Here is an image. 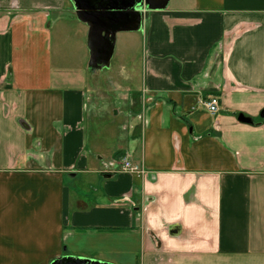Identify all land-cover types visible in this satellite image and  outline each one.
Returning a JSON list of instances; mask_svg holds the SVG:
<instances>
[{
	"label": "crops",
	"instance_id": "crops-1",
	"mask_svg": "<svg viewBox=\"0 0 264 264\" xmlns=\"http://www.w3.org/2000/svg\"><path fill=\"white\" fill-rule=\"evenodd\" d=\"M169 1L115 35L107 145L71 2L0 0V264H264V0Z\"/></svg>",
	"mask_w": 264,
	"mask_h": 264
},
{
	"label": "water",
	"instance_id": "water-1",
	"mask_svg": "<svg viewBox=\"0 0 264 264\" xmlns=\"http://www.w3.org/2000/svg\"><path fill=\"white\" fill-rule=\"evenodd\" d=\"M77 19L88 26L87 48L89 67L107 68L113 54L115 35L121 31L140 30L148 13L161 10L168 0H69ZM264 118V110L261 112ZM238 120L251 123V119L241 115ZM175 233V231H173ZM51 264H107L84 258L63 256Z\"/></svg>",
	"mask_w": 264,
	"mask_h": 264
},
{
	"label": "rangeland",
	"instance_id": "rangeland-1",
	"mask_svg": "<svg viewBox=\"0 0 264 264\" xmlns=\"http://www.w3.org/2000/svg\"><path fill=\"white\" fill-rule=\"evenodd\" d=\"M175 3V0H170L168 6H173ZM85 51L87 53V47H86V42L87 40L85 39L84 41ZM116 48V47H115ZM71 50H74L73 48H68V51L66 48H64L63 51L65 52H71ZM115 52H118V49H115ZM88 63V61H87ZM116 68V57L111 60V69L107 68H101L96 72H91L88 67H86V72L87 74L90 75V77L93 76L95 78L97 84H99V87L101 88V91L106 94L107 98L104 100V96L100 99L97 100L100 105H97V110H109L107 114L101 115L100 119L97 120V122L94 123V121L91 119L88 121L87 126H88V131H91V129H94L96 127V132H100V136L103 139V142L105 144H109V140L107 137L112 131H118L120 130V127H123L126 122V117H125V108L121 105V109H119V95L120 91L119 90H114L111 88V90L107 89L106 86L104 85L105 79L108 78L110 75V70H113ZM116 71V70H115ZM115 88V87H113ZM104 100V101H103ZM99 106V108H98ZM119 111V114L117 116H114V111ZM110 145V144H109ZM92 261V260H91Z\"/></svg>",
	"mask_w": 264,
	"mask_h": 264
},
{
	"label": "built area",
	"instance_id": "built-area-1",
	"mask_svg": "<svg viewBox=\"0 0 264 264\" xmlns=\"http://www.w3.org/2000/svg\"><path fill=\"white\" fill-rule=\"evenodd\" d=\"M202 106L205 110L211 114L215 115L218 111L219 103L216 97H210L202 102ZM121 170L134 174H141L142 171L139 166L132 164L128 159H123L121 162Z\"/></svg>",
	"mask_w": 264,
	"mask_h": 264
}]
</instances>
